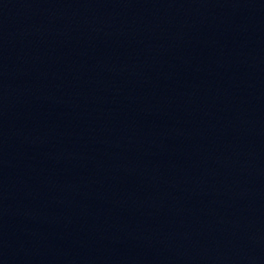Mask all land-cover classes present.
I'll return each mask as SVG.
<instances>
[{"label":"water","instance_id":"1","mask_svg":"<svg viewBox=\"0 0 264 264\" xmlns=\"http://www.w3.org/2000/svg\"><path fill=\"white\" fill-rule=\"evenodd\" d=\"M0 264H264V0H0Z\"/></svg>","mask_w":264,"mask_h":264}]
</instances>
